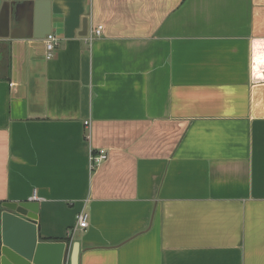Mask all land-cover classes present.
Segmentation results:
<instances>
[{"label":"crops","instance_id":"1","mask_svg":"<svg viewBox=\"0 0 264 264\" xmlns=\"http://www.w3.org/2000/svg\"><path fill=\"white\" fill-rule=\"evenodd\" d=\"M41 1L52 59L27 8L0 39V264L26 201L80 264H264V0Z\"/></svg>","mask_w":264,"mask_h":264},{"label":"water","instance_id":"2","mask_svg":"<svg viewBox=\"0 0 264 264\" xmlns=\"http://www.w3.org/2000/svg\"><path fill=\"white\" fill-rule=\"evenodd\" d=\"M32 37L44 39L51 33V9L49 1L14 4L0 0V39L13 36L16 18L21 8ZM87 30V25H84ZM2 213L1 264H80V245L70 247L65 241H44L37 227L39 203L6 202Z\"/></svg>","mask_w":264,"mask_h":264},{"label":"built area","instance_id":"3","mask_svg":"<svg viewBox=\"0 0 264 264\" xmlns=\"http://www.w3.org/2000/svg\"><path fill=\"white\" fill-rule=\"evenodd\" d=\"M103 27L98 26L96 27L89 38V41H93L94 38H99L102 35ZM59 46L58 37L54 34H49L45 39V47H46V58L52 59L54 56L55 50ZM87 126H89V122L85 123ZM90 135L87 136L89 138ZM109 158V153L106 150H99L97 153H91L89 157L90 161V170L94 171L98 167H100L104 162H106ZM89 215L87 212L82 211L77 216V227L80 229H86L88 227V221ZM75 233V231H69V236H72Z\"/></svg>","mask_w":264,"mask_h":264},{"label":"trees","instance_id":"4","mask_svg":"<svg viewBox=\"0 0 264 264\" xmlns=\"http://www.w3.org/2000/svg\"><path fill=\"white\" fill-rule=\"evenodd\" d=\"M66 241H67L68 243H70V239H66Z\"/></svg>","mask_w":264,"mask_h":264},{"label":"rangeland","instance_id":"5","mask_svg":"<svg viewBox=\"0 0 264 264\" xmlns=\"http://www.w3.org/2000/svg\"><path fill=\"white\" fill-rule=\"evenodd\" d=\"M78 237H76V239H77Z\"/></svg>","mask_w":264,"mask_h":264}]
</instances>
